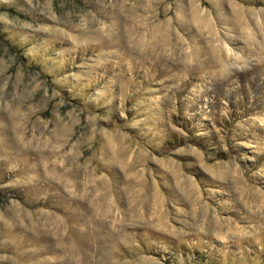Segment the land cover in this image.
Here are the masks:
<instances>
[{
  "label": "rangeland",
  "instance_id": "1",
  "mask_svg": "<svg viewBox=\"0 0 264 264\" xmlns=\"http://www.w3.org/2000/svg\"><path fill=\"white\" fill-rule=\"evenodd\" d=\"M0 264H264V0H0Z\"/></svg>",
  "mask_w": 264,
  "mask_h": 264
},
{
  "label": "bare ground",
  "instance_id": "2",
  "mask_svg": "<svg viewBox=\"0 0 264 264\" xmlns=\"http://www.w3.org/2000/svg\"><path fill=\"white\" fill-rule=\"evenodd\" d=\"M212 38V37H211ZM156 40V39H155Z\"/></svg>",
  "mask_w": 264,
  "mask_h": 264
}]
</instances>
